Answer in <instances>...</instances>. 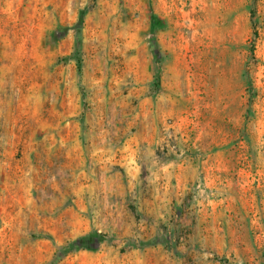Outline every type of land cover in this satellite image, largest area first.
I'll list each match as a JSON object with an SVG mask.
<instances>
[{
	"label": "rangeland",
	"instance_id": "rangeland-1",
	"mask_svg": "<svg viewBox=\"0 0 264 264\" xmlns=\"http://www.w3.org/2000/svg\"><path fill=\"white\" fill-rule=\"evenodd\" d=\"M0 264H264V0H0Z\"/></svg>",
	"mask_w": 264,
	"mask_h": 264
},
{
	"label": "trees",
	"instance_id": "trees-1",
	"mask_svg": "<svg viewBox=\"0 0 264 264\" xmlns=\"http://www.w3.org/2000/svg\"><path fill=\"white\" fill-rule=\"evenodd\" d=\"M150 19H151L150 28L152 31L156 32V30L161 29L162 22L159 20V18L156 15L151 14ZM249 96H251V93L249 94Z\"/></svg>",
	"mask_w": 264,
	"mask_h": 264
}]
</instances>
